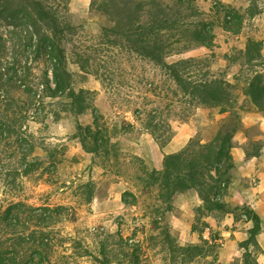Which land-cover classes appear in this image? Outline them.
Here are the masks:
<instances>
[{"label": "rangeland", "instance_id": "374dc122", "mask_svg": "<svg viewBox=\"0 0 264 264\" xmlns=\"http://www.w3.org/2000/svg\"><path fill=\"white\" fill-rule=\"evenodd\" d=\"M70 2L71 20L80 28L79 46L97 44V35L109 23L90 12V5L88 11L84 10L83 0L77 3V12L70 9ZM195 6L210 27L209 46L188 54H173L164 62L170 65L192 57L200 61L195 72L199 79L214 75L242 89L246 78L259 77L264 86V0H195ZM6 31L7 26L0 22V33ZM248 46L258 54L254 66L245 63ZM96 49L102 50L97 56V75L80 70L71 61L69 69L76 91L96 93L94 115H98L102 131L110 138V147H116L117 158L105 160L102 153H87L76 138L78 124L92 125L93 113L79 118L61 113L58 117L60 108L48 100L52 104L44 118L41 122L31 121L29 129L38 145L35 156L46 157V150L53 151L56 165L46 163L43 170L22 179L19 190H8L0 183V209L11 202L66 209L55 227L60 235L58 243L64 239L57 246L58 261L64 264H96L92 256L81 255L87 250L98 256L103 244L113 257L118 255L120 264H220L223 258L230 264H264V251L258 249L256 241L246 244L256 230L255 219L260 221L254 212L255 202L251 207L242 206L238 198L228 203L234 167L229 171V182L225 180L218 190V210H210L199 200L188 199L193 197L188 195L179 197L172 210L166 211L157 190L144 187L147 175L162 170L166 149L177 153L192 139L212 141L231 115L192 103L163 65L125 50ZM239 107L243 111L237 112L239 126L231 154L239 137L246 135L247 153L260 155L264 147V113L256 111L243 96ZM153 125L166 130L170 127L172 132H160L173 135L164 147L151 135ZM88 183L92 185L90 192L84 187ZM230 213L234 221L229 222ZM235 221H251L253 225L246 231L247 241L228 248L225 237L235 235L227 233L238 229ZM118 237L133 248L126 255L116 245ZM172 245H199L204 255L184 260L183 253L172 251ZM249 245L255 247L250 250ZM132 253L138 256V262L130 256Z\"/></svg>", "mask_w": 264, "mask_h": 264}, {"label": "trees", "instance_id": "16d2710c", "mask_svg": "<svg viewBox=\"0 0 264 264\" xmlns=\"http://www.w3.org/2000/svg\"><path fill=\"white\" fill-rule=\"evenodd\" d=\"M90 12L109 23L97 35V44L79 46L80 28L71 20L69 0H0V22L7 26L0 33V183L8 190L21 188V181L43 170L46 163L56 165L53 151L46 157L35 156L37 142L30 132L31 121L41 122L52 100L61 113L76 118L88 112L96 113L95 92L76 91L69 63L80 70L97 75V47L125 50L142 59L163 65L177 87L192 103L217 108L230 114L229 123L218 131L214 139L203 143L191 140L181 151L166 154L162 170H154L144 179L145 188L157 190L158 199L166 211L173 208L182 195H190L206 208L218 210V190L233 169V138L239 126L237 112L241 96L256 111L264 113V86L259 77L246 78L240 89L237 83L214 75L196 77L200 61L188 57L167 65L164 61L173 54H188L209 46L210 27L195 0H92ZM10 45V47H9ZM98 52L93 55V52ZM245 63L252 65L258 54L248 46ZM38 71V73H37ZM241 92V93H240ZM57 117V118H58ZM166 128L151 126V135L160 147L172 139V133H160ZM164 132H172L167 129ZM85 152L100 155L105 160L117 158L116 147L102 131L98 115L92 125L78 124L76 133ZM165 138V140H164ZM111 152H114L111 155ZM92 185L88 183L84 187ZM63 207H33L25 202H11L0 209V264H64L58 261L60 239L55 230L62 220ZM251 239L255 242L260 232V221L255 219ZM116 245L124 255L132 250L121 237ZM180 251L184 260L203 256L199 245L171 246ZM81 256H92L96 264L119 262L106 244L98 256L87 250ZM130 256L135 257L136 253Z\"/></svg>", "mask_w": 264, "mask_h": 264}, {"label": "crops", "instance_id": "0c3cea01", "mask_svg": "<svg viewBox=\"0 0 264 264\" xmlns=\"http://www.w3.org/2000/svg\"><path fill=\"white\" fill-rule=\"evenodd\" d=\"M79 1L80 0H71L70 9L77 12V3ZM83 1L86 2V9L84 7V10L88 11L91 0ZM81 12L84 11L82 10ZM261 119L264 120V117L261 116ZM247 142L248 138L246 135H242V137H239L236 142V147H234L232 152L233 170L235 174L232 178V183L228 187V203L236 201L238 198L241 200L240 204L242 206L251 207V203L253 201L255 202L254 205H256L257 211L254 210V212L260 218V232L256 235L255 241L256 245H258V249L264 251V147L260 155L248 154V149H245ZM166 150H168L166 151L167 154L176 152L169 149ZM182 196L187 197L188 195ZM188 199L196 200L194 197H188ZM228 216L229 222L234 221L233 214L230 213ZM235 225L238 227L237 230L227 231V233H233L235 235H228V237H225V247L231 248L230 246H232V248H234L249 239V235L246 234V231L252 228V222L247 221L246 223H236L235 221ZM249 246L250 250L255 247L253 245ZM225 250H227V248ZM220 264L230 263L223 258L220 260Z\"/></svg>", "mask_w": 264, "mask_h": 264}]
</instances>
